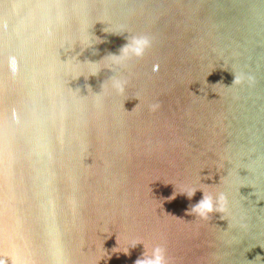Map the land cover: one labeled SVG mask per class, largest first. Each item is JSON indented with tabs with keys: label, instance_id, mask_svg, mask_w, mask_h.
<instances>
[{
	"label": "water",
	"instance_id": "1",
	"mask_svg": "<svg viewBox=\"0 0 264 264\" xmlns=\"http://www.w3.org/2000/svg\"><path fill=\"white\" fill-rule=\"evenodd\" d=\"M200 188L225 211L186 214ZM138 240L264 264V0H0V264H135Z\"/></svg>",
	"mask_w": 264,
	"mask_h": 264
},
{
	"label": "clouds",
	"instance_id": "2",
	"mask_svg": "<svg viewBox=\"0 0 264 264\" xmlns=\"http://www.w3.org/2000/svg\"><path fill=\"white\" fill-rule=\"evenodd\" d=\"M128 42L120 49L119 55L110 54L108 55V59L111 61L114 65H120L124 63L125 61L131 59L132 57H142L146 51L150 47L151 41L144 36H132L127 38ZM92 64H96L93 62H90ZM99 72V70L93 71L90 73V75H96ZM238 78L235 76L234 83H237ZM124 81L113 78L111 80V87L118 92H123L125 87ZM102 91L99 94H95L97 97L101 95V93L105 90V84L102 86ZM138 105H136L137 107ZM136 107L133 109V111L136 109ZM197 188H192L186 192H181L182 194H186V196L191 199L196 191ZM203 192L202 199L195 204L194 206H191L187 213L188 215H195L197 218L201 220H209L210 214L214 212L223 213L225 211L226 206V198L221 193L219 195H214L210 192H207L204 190V188H200ZM176 192L173 193L171 197L168 199H175ZM118 243V240H117ZM143 244L144 245V252L136 261L135 264H168V260L166 258V250L161 246H155L153 248H149L146 246L143 241H135L132 243L130 248H135L137 245ZM119 245V244H118ZM125 248L123 251H119V247L112 249V251L115 252H122L126 255L129 254V249ZM108 258L110 259V255H108ZM256 259H261V257L258 255Z\"/></svg>",
	"mask_w": 264,
	"mask_h": 264
}]
</instances>
